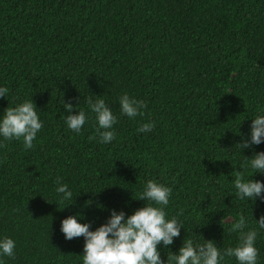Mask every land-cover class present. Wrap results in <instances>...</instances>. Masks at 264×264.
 <instances>
[{"label":"trees","instance_id":"trees-1","mask_svg":"<svg viewBox=\"0 0 264 264\" xmlns=\"http://www.w3.org/2000/svg\"><path fill=\"white\" fill-rule=\"evenodd\" d=\"M0 87V118L32 99L43 123L32 149L0 137V239L16 244L0 264H83L84 237L66 240L61 221L79 213L94 231L112 210L127 217L147 203L138 199L150 179L172 189L166 219L182 225L158 245L165 264L184 239L235 247L241 215L264 264V192L241 200L234 188L236 171L264 182L241 167L264 142L238 145L264 115V0H0ZM125 93L143 115L121 114ZM89 97L117 117L107 144ZM64 103L85 111L80 133ZM145 123L155 127L138 132ZM58 178L73 199L62 202Z\"/></svg>","mask_w":264,"mask_h":264},{"label":"clouds","instance_id":"clouds-1","mask_svg":"<svg viewBox=\"0 0 264 264\" xmlns=\"http://www.w3.org/2000/svg\"><path fill=\"white\" fill-rule=\"evenodd\" d=\"M8 89L0 87V97H6ZM90 111L94 114L98 124L96 134L101 143H109L115 138L113 126L117 123L111 107L104 99L95 101L89 97L87 100ZM144 102L130 97L127 93L119 98V108L122 115L135 118L143 115ZM37 107L33 100L7 107L0 118V137L6 141L23 139L25 149L34 147L33 141L42 129ZM64 109L69 115L66 118L67 127L80 133L82 126L88 119L85 111L78 114L73 112L71 103H64ZM155 127L154 123H145L137 129L138 132H149ZM94 137H90L92 139ZM264 142V115L252 119L250 139L242 138L239 147L250 148ZM251 167L255 173H264V151L255 153L247 159L242 168ZM234 188L239 199L261 197L264 192V182L245 178L243 172L236 171ZM58 187L55 191L62 194V202L73 199V193L68 185L61 183L58 178ZM172 189L154 180H148L138 200L147 201L144 206L128 215L123 211H111L107 222L96 230H90V224L78 222V216H68L61 221V232L66 240L84 237L83 264H165L158 251V245L163 243L167 248L172 245L174 238L180 236L182 225L176 217L166 219L165 207L169 204ZM264 199V197H262ZM256 223L264 229V215ZM246 218L241 215L232 224L230 231L238 233V243L223 251L216 246L214 241H205L204 244L194 246L192 239H184L178 254L167 257V264H220L225 257H235L238 264H257L258 249L255 247L257 230L248 229ZM15 241L5 237L0 239V254L14 257Z\"/></svg>","mask_w":264,"mask_h":264}]
</instances>
